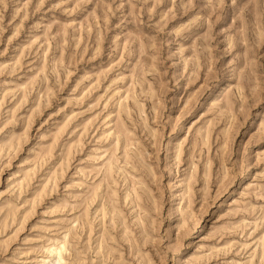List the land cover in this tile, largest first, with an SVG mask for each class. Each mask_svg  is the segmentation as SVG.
<instances>
[{
    "label": "rangeland",
    "instance_id": "rangeland-1",
    "mask_svg": "<svg viewBox=\"0 0 264 264\" xmlns=\"http://www.w3.org/2000/svg\"><path fill=\"white\" fill-rule=\"evenodd\" d=\"M0 264H264V0H0Z\"/></svg>",
    "mask_w": 264,
    "mask_h": 264
}]
</instances>
